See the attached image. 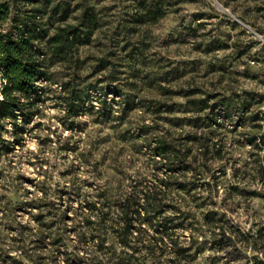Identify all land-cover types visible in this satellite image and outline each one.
Here are the masks:
<instances>
[{
	"label": "rangeland",
	"instance_id": "1",
	"mask_svg": "<svg viewBox=\"0 0 264 264\" xmlns=\"http://www.w3.org/2000/svg\"><path fill=\"white\" fill-rule=\"evenodd\" d=\"M16 1L30 8L26 0ZM35 1L49 23L59 15L50 12L53 3L68 9L64 22L77 21L82 7L92 5L99 26L71 60L48 56L51 81L23 143L10 144L9 123L0 129V264H56L63 257L62 243L51 245L48 238L21 251L16 223L36 227L31 215L37 209L29 214L24 206L40 195L32 182L44 179V187L54 190L75 175L83 193L109 195V185L118 189L153 176L145 135L164 127L180 144L187 141V119L205 111L192 106L193 99L228 103L230 116L220 127L204 129L211 131L205 137L212 149L200 157L192 146L193 164L180 176L184 190L173 189L188 217L184 235L192 264H264V198L253 192L264 184L245 140L253 124L239 112L247 98L251 110L264 111V0ZM153 10L160 14L156 19L148 14ZM109 84L120 86L119 103L102 90ZM72 88L90 95L76 114L64 106ZM66 197L52 195V208L42 210L53 237L71 222L62 216ZM214 223L221 237L230 235L231 246L213 244Z\"/></svg>",
	"mask_w": 264,
	"mask_h": 264
},
{
	"label": "trees",
	"instance_id": "2",
	"mask_svg": "<svg viewBox=\"0 0 264 264\" xmlns=\"http://www.w3.org/2000/svg\"><path fill=\"white\" fill-rule=\"evenodd\" d=\"M26 2L30 3V8L21 7L16 0H0V129L6 131L4 124L9 123L12 146L23 143L29 125L38 114V103L45 98V83L51 81L48 56L59 62L71 60L78 46L87 43L99 26L92 5L82 7L77 21L64 22L68 9L61 3H53L50 12L59 15L55 23H49L35 0ZM148 14L152 19L160 16L155 10ZM103 89L118 97L110 100L120 102L123 94L119 85L109 84ZM89 97L87 91L84 94L72 88L64 101L65 109L76 114L82 111V103ZM250 100L241 101L239 112L243 121L253 124L245 140L254 150L256 171L264 184V111L251 110ZM132 104L127 105V110L134 108ZM191 104L198 111H205L187 119L191 128L187 131V141L180 144L178 136L164 127L150 137L145 135L144 146L155 170L151 177L131 179L118 189L109 185V195L99 191L83 193L82 187L75 185V175L54 190L44 187V179L31 181L40 195L24 206L29 214L37 209V213L31 215L36 227L32 230L29 221L16 223L21 251L48 238L51 245L54 242L63 245V257L56 264H192L193 253L184 235L188 217L182 200L173 189L184 190L180 176L193 164L189 160L192 146L200 157L210 151L214 143H209L205 137L211 131L205 130L220 127V121L230 116V110L228 103L193 99ZM169 111L170 107L165 109ZM80 184L84 185V181ZM253 192L264 198V188ZM52 195L67 196L69 205L62 216L63 220L69 218L71 221L70 225L64 222L63 234L55 237L46 232L49 226L42 213L52 208ZM75 197L76 206L71 203ZM68 210H72L71 216ZM0 212L1 217L5 216V212ZM216 229L219 230L220 225L214 223L211 229L213 244L218 248L231 246L230 235L221 237L223 234ZM69 230L74 232V237Z\"/></svg>",
	"mask_w": 264,
	"mask_h": 264
}]
</instances>
